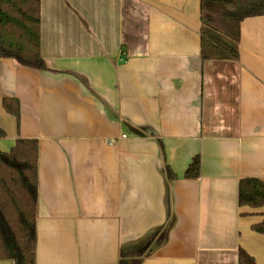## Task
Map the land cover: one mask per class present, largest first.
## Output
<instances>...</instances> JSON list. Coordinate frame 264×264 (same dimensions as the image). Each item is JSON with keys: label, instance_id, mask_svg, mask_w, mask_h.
<instances>
[{"label": "crops", "instance_id": "0c3cea01", "mask_svg": "<svg viewBox=\"0 0 264 264\" xmlns=\"http://www.w3.org/2000/svg\"><path fill=\"white\" fill-rule=\"evenodd\" d=\"M200 25V0H40L46 68L0 59V150L38 142L36 264H264V206L238 203L264 179V15L234 61H202Z\"/></svg>", "mask_w": 264, "mask_h": 264}, {"label": "trees", "instance_id": "16d2710c", "mask_svg": "<svg viewBox=\"0 0 264 264\" xmlns=\"http://www.w3.org/2000/svg\"><path fill=\"white\" fill-rule=\"evenodd\" d=\"M261 15L264 0H200L202 61L237 60L240 23ZM2 58L37 70L46 68L40 53V0H0ZM2 104L8 113L19 118L16 98H4ZM37 155L36 139H17L9 151L0 150V260L14 264H36ZM199 173L200 159L195 155L184 177L197 178ZM175 177L168 170V178ZM238 203L254 209L263 207L264 179H240ZM252 229L264 234V213ZM239 262L252 264L253 259L240 251Z\"/></svg>", "mask_w": 264, "mask_h": 264}]
</instances>
